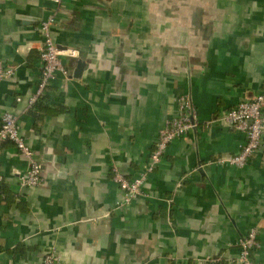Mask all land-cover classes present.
<instances>
[{"label": "crops", "instance_id": "0c3cea01", "mask_svg": "<svg viewBox=\"0 0 264 264\" xmlns=\"http://www.w3.org/2000/svg\"><path fill=\"white\" fill-rule=\"evenodd\" d=\"M49 18L67 73L30 105ZM0 63L15 69L0 83V126L18 117L43 171L22 187L27 160L0 146V264L50 252L63 264H236L252 228L264 264V137L246 166L230 164L247 138L220 120L264 92V0H0ZM182 96L196 128L119 205L113 170L148 169Z\"/></svg>", "mask_w": 264, "mask_h": 264}, {"label": "built area", "instance_id": "2783aa9c", "mask_svg": "<svg viewBox=\"0 0 264 264\" xmlns=\"http://www.w3.org/2000/svg\"><path fill=\"white\" fill-rule=\"evenodd\" d=\"M60 3V0H55ZM53 19L49 18L40 26V33L43 37L41 49L42 70L38 83L37 92L30 99V105H34L42 96L49 84L56 78L57 74H66L67 71L60 59L64 53L59 49L52 37L51 27ZM65 54L69 57H76L75 50H68ZM15 69L0 63V83L14 76ZM21 102V97H17ZM222 124L235 131L246 135V143L242 150L235 156L229 158L230 164L240 167L246 166L249 161L263 149L264 137V92L258 94L252 100H244L238 106L220 114ZM197 110L193 106L189 96H182L177 102V112L168 124L161 130L157 150L151 155V164L138 177L127 179L119 170L114 169V182L120 187L122 199L119 205L129 206L138 196L142 194L143 186L148 174L165 154L169 145L180 138L187 136L197 126ZM12 142L20 154L27 160L28 168L21 174L19 181L24 188L41 186L43 183L42 166L35 157L34 151L29 147L19 130L18 117L12 112H5L0 126V146L3 142ZM2 151L0 148V155ZM0 176V182H2ZM259 229L252 228L247 236L242 238L238 246L240 253L235 260L236 264H257L253 258V252L259 248ZM38 264H63L55 252L46 254Z\"/></svg>", "mask_w": 264, "mask_h": 264}]
</instances>
